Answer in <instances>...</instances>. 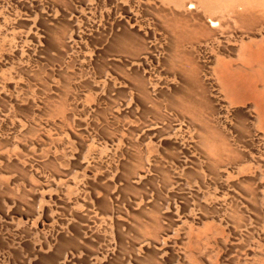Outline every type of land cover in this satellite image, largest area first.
I'll use <instances>...</instances> for the list:
<instances>
[{
    "label": "rangeland",
    "instance_id": "obj_1",
    "mask_svg": "<svg viewBox=\"0 0 264 264\" xmlns=\"http://www.w3.org/2000/svg\"><path fill=\"white\" fill-rule=\"evenodd\" d=\"M263 45L264 0H0V264H264V111L224 81L264 96Z\"/></svg>",
    "mask_w": 264,
    "mask_h": 264
},
{
    "label": "bare ground",
    "instance_id": "obj_2",
    "mask_svg": "<svg viewBox=\"0 0 264 264\" xmlns=\"http://www.w3.org/2000/svg\"><path fill=\"white\" fill-rule=\"evenodd\" d=\"M190 5H191V7H190L191 9L195 8L194 3H192ZM218 23H219V21H218ZM218 23H216L215 21L212 20L209 25H211L212 27H217ZM253 60L255 61V63H258V65L261 68L264 69V52H262V53L260 52L256 56V58H254ZM224 78H225L224 81L226 82L227 89L229 91L233 92L234 94H238L239 93L240 95H243V96H246V97H250L251 99H253V101L255 103V106H256V108H258L260 113L261 114L263 113V111H264V108H263L264 96L255 95L253 93L254 89L252 88L253 87L252 86V80H254L256 77L255 78L252 77L253 79L252 78L250 79V78L242 77V76H239V75H233V76L227 75ZM259 78H261L260 80L264 82V76L262 74H259ZM239 84H243L242 85L243 87H239L238 86Z\"/></svg>",
    "mask_w": 264,
    "mask_h": 264
}]
</instances>
